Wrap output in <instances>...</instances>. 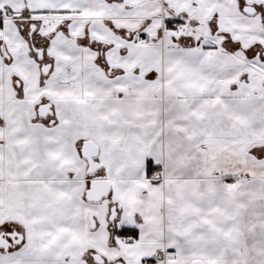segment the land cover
I'll use <instances>...</instances> for the list:
<instances>
[{"label":"crops","instance_id":"1","mask_svg":"<svg viewBox=\"0 0 264 264\" xmlns=\"http://www.w3.org/2000/svg\"><path fill=\"white\" fill-rule=\"evenodd\" d=\"M126 9L135 11L133 5ZM62 14L67 13L51 16ZM113 15L119 22L115 9ZM159 15L134 30L113 32L133 39V32H151V22ZM140 39L147 41L145 33ZM99 40L104 50L113 47ZM177 41L181 46L161 50L160 91H130L127 86L122 91L110 75L94 81L88 77L86 90L93 94L55 92V123L50 126L41 116L38 123L46 127L39 132L24 121L22 105L11 101L4 106L3 118L9 119L4 131L18 149L12 170L22 178V219L31 224L39 242L16 262L0 264H91L93 254L104 264H264V174L235 166L246 158L264 165V96L224 86L225 73L217 72L211 47L189 35ZM105 53L98 52V57L105 58ZM149 69L156 70L151 59ZM113 87L118 91L109 94ZM87 140L99 148L96 161L102 169L95 176L104 177L113 193L109 210H104L107 234L102 239H91L101 224L87 210L90 203L84 196L92 178L80 154ZM222 159L225 166L217 163ZM148 162L157 168L154 179L147 178ZM40 196L44 203L48 197L57 199L58 212L46 214L45 206L35 210ZM116 196L130 197V208ZM113 207L118 208L117 226L108 221ZM124 213L132 221L122 222ZM53 215H61L57 226L43 222ZM121 229L137 231V239L116 237ZM19 233L17 247L22 248L25 239Z\"/></svg>","mask_w":264,"mask_h":264},{"label":"rangeland","instance_id":"2","mask_svg":"<svg viewBox=\"0 0 264 264\" xmlns=\"http://www.w3.org/2000/svg\"><path fill=\"white\" fill-rule=\"evenodd\" d=\"M130 4L135 7L133 14H129L126 9L128 6L131 8ZM245 6L254 7L256 15L244 14L242 9ZM7 9L29 15L33 20L39 44L44 50L43 58L52 62V68L48 75H43L40 71L41 62L35 60V55L29 52L25 44L22 45L20 56L16 55L10 63L0 56V232L11 229L22 231L25 239L22 248L15 247L14 251L10 250L8 253L0 249V263L4 260L9 263L16 262L20 253L33 250L39 242L36 240L37 236H33L31 224L22 219L25 198L21 187H18L22 178L12 170L16 165L17 156L10 158L9 153H4L3 124L9 119H4L3 113L4 106L11 104V101L22 105L24 121L30 125L31 117L28 112L32 115L34 107L42 101L50 100L53 104L55 92L60 96L70 91L82 95L93 94L94 91L86 90L88 77L94 81L110 75L115 85L122 86V91H125L126 86L130 91H160L162 85L158 74L161 68L158 62L161 50L168 46H181L177 41L181 35H189L194 40L206 44L211 47L208 50L214 49L210 54L215 57V62L209 60L207 64H216L217 72L225 73L221 80L224 86L235 85L237 91H258L264 96V0H0V12ZM114 9L120 14L119 22L113 15ZM93 10L97 13L92 14ZM60 13L67 14L51 16ZM155 14L160 15L158 20L151 22L150 28L154 27L151 32L150 29L133 32V39L126 38L124 33L113 32L116 28L134 30ZM171 18L179 22L178 26L176 24L177 27L173 30H166L165 21ZM4 26L3 32H0V40L10 37L13 33L11 27L7 24ZM142 32L147 38L144 43L138 41ZM151 34L154 35L153 40L149 38ZM99 39L113 44V47L109 51L104 50L105 47L103 49ZM190 41L191 39L185 40L184 47ZM149 48L151 51L147 55L146 50ZM100 51L107 53L105 58L98 57ZM150 59L156 70L150 71ZM105 60L107 62H104ZM151 74L157 75L155 80L147 79ZM209 75L207 84L212 81L211 73ZM151 86L152 90L149 89ZM116 90L117 88L113 87L108 91L109 94H115L118 91ZM224 90L228 92L227 89ZM58 100L64 99L61 97ZM28 107L30 110H27ZM24 109L28 112H24ZM82 135L80 137H83ZM223 160L226 159L217 163L225 166ZM228 162L233 165V162ZM255 164L252 158H246L236 162L235 166L239 165L241 170L253 175L264 174V165ZM154 178L155 176L152 177ZM110 194L98 203L87 204V210L99 219L101 224L91 234V239H102L107 234L104 210L106 207L109 210V203L113 201L112 191ZM81 196L83 197V194ZM43 198L39 197L35 210L45 206L46 214L58 212L60 204L57 199L48 197L44 203ZM115 198L125 209H129L133 201L130 197ZM121 215L122 222L125 219L131 220L125 213ZM60 216L58 215L59 218ZM58 217L53 215L50 220L44 219L43 222L49 221L51 225L57 226L61 221ZM116 223L118 224L115 222L114 226H117ZM70 256L74 257L73 254ZM88 262L95 264L91 259Z\"/></svg>","mask_w":264,"mask_h":264},{"label":"flooded vegetation","instance_id":"3","mask_svg":"<svg viewBox=\"0 0 264 264\" xmlns=\"http://www.w3.org/2000/svg\"><path fill=\"white\" fill-rule=\"evenodd\" d=\"M6 11H9L6 13ZM33 20L30 19L29 15H25L23 13H17L13 10H5L4 12H0V23L2 24V28L0 29V32H3L4 25L7 24L9 27L13 29V33L10 37L3 38V40H0V56L7 62H11L12 59L17 55L20 56L22 53V45L25 44L28 48L29 52L35 57V60L40 63V71L41 68L44 65L51 64L48 59L43 58V47L39 44V37L36 35V26L34 23H32ZM41 51L42 53V59H38V53ZM50 73V72H49ZM15 83H17V80H15ZM49 107V108H48ZM54 104L51 103L50 100L42 101L41 103H38L35 108L32 110L33 114L30 115L28 112L30 119V125L36 129L37 132L42 131V128L44 129V124H39L40 117L46 114L49 110L53 112ZM47 122H50L49 125L55 123V113H53L52 116L47 115L44 117ZM47 119V120H46ZM2 120V119H1ZM4 122V121H3ZM3 126V125H2ZM46 127V126H45ZM4 153H9L10 158L13 156H18V149L16 147L15 142L12 140V138L5 133L4 136ZM9 165V164H8ZM112 209V208H111ZM110 209V210H111ZM17 233L20 234L16 230H9V231H1L0 235H3V238L6 239L7 243L10 244L9 250L14 249L19 245L17 238L11 239L9 237L10 234ZM14 241H16L14 243ZM5 252V251H4ZM7 253V252H6ZM93 261V255L90 256ZM94 262V261H93Z\"/></svg>","mask_w":264,"mask_h":264},{"label":"water","instance_id":"4","mask_svg":"<svg viewBox=\"0 0 264 264\" xmlns=\"http://www.w3.org/2000/svg\"><path fill=\"white\" fill-rule=\"evenodd\" d=\"M242 11L244 14L248 16L256 15V9L251 6H245L242 9ZM38 59L39 60L42 59L41 51H39L38 53ZM51 68H52L51 64L44 65L41 68V73L46 76L51 71ZM47 115L52 116L53 112L49 110L42 117H46ZM80 154H81L82 159L85 160L88 165L86 175L92 177L89 182L88 189L84 193L85 201L88 203H98L102 199L108 197L110 193L109 182L104 177L95 176L96 172L102 169V164L96 161V159L99 156V148L94 142L87 140L82 143ZM117 210H118L117 207H113L110 210V214L108 217L109 222H112V223L115 222V220L117 219ZM91 223H92V226L94 227V223L92 221ZM9 237L11 239L17 238L18 243H20L22 240L21 235L17 233L10 234ZM15 242L16 241H14V243ZM9 247H10V244L7 243L6 239H4L3 235L1 234L0 235V249H2L5 252H8ZM92 258L95 264H104L103 259L99 255L93 254ZM192 264H202V263L200 261H194L192 262Z\"/></svg>","mask_w":264,"mask_h":264},{"label":"trees","instance_id":"5","mask_svg":"<svg viewBox=\"0 0 264 264\" xmlns=\"http://www.w3.org/2000/svg\"><path fill=\"white\" fill-rule=\"evenodd\" d=\"M177 23L179 22L175 21L174 19H167L165 21L166 30H173L176 27L175 25ZM1 28L2 24L0 23V29ZM155 171H157V168L153 167L151 162H148L147 178H152ZM116 236L123 240H127L128 238L137 239L138 232L135 230L121 229L116 232Z\"/></svg>","mask_w":264,"mask_h":264},{"label":"built area","instance_id":"6","mask_svg":"<svg viewBox=\"0 0 264 264\" xmlns=\"http://www.w3.org/2000/svg\"><path fill=\"white\" fill-rule=\"evenodd\" d=\"M176 27H177V26H176ZM139 42H140V43H144L145 40H144V39H140Z\"/></svg>","mask_w":264,"mask_h":264}]
</instances>
